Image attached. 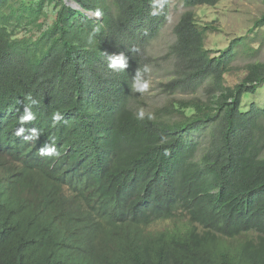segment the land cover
<instances>
[{"label":"trees","instance_id":"16d2710c","mask_svg":"<svg viewBox=\"0 0 264 264\" xmlns=\"http://www.w3.org/2000/svg\"><path fill=\"white\" fill-rule=\"evenodd\" d=\"M25 1L0 0V264H80L81 254L59 253L48 232L55 186L69 182L110 212V235L124 233L120 252L138 264H264V104H243L264 88V62L226 85L242 40L215 56L206 41L216 29L195 12L222 0H183L164 58L171 77L160 88L203 97L170 100L149 112L152 120L135 118L142 95L131 77L158 61L148 48L171 0L158 17L150 0H73L100 19L65 0ZM51 5L56 18L46 26L39 18ZM22 25H33L36 39L18 37ZM94 26L100 33L89 45ZM261 29L264 15L250 31ZM103 52H124L125 72L109 70ZM28 94L36 120L25 128L42 134L25 142L15 129ZM57 110L64 119L53 126ZM48 140L59 158L37 154Z\"/></svg>","mask_w":264,"mask_h":264},{"label":"clouds","instance_id":"9594fccd","mask_svg":"<svg viewBox=\"0 0 264 264\" xmlns=\"http://www.w3.org/2000/svg\"><path fill=\"white\" fill-rule=\"evenodd\" d=\"M168 0H150L149 15L158 17L163 14L165 5ZM75 10V9H74ZM94 13V12H91ZM97 19L102 16L100 10L94 13ZM94 19V18H93ZM100 33V27L94 26L88 33L87 43L89 45L95 42L96 36ZM131 52L137 49H129ZM107 61V67L114 72H125L128 68V56L124 52L109 54L103 52ZM151 69L148 65L142 68L138 67L135 74L131 77V91L143 95L147 93L152 86V81L147 77ZM23 111L18 116V127L15 129L17 137H23L25 142L37 140L42 134L36 127L26 129L25 125L36 120V114L32 111L33 105L37 101L33 99L31 94L24 98ZM138 120H152L151 113H146L143 108L138 109L135 113ZM53 126L60 123L64 118L60 111H54L51 114ZM29 132V135H24ZM166 143V140H161ZM37 154L41 157L59 158L61 153L57 149L54 140H48L43 146L37 150ZM167 151L165 155H167ZM78 185L82 183L69 182L63 186H55V192L58 197L56 205L52 213V222L48 225V232L51 243L55 246L59 253L64 252L71 256L77 257L81 254L80 264L84 260L90 259L93 264H138L134 261L132 255L120 252V248L125 244V235L121 230H116L115 234L110 235L109 220L112 215L102 213L100 203L91 199L87 192L79 195L74 192ZM86 186V185H85ZM126 259V262L124 261ZM85 264H87L85 262Z\"/></svg>","mask_w":264,"mask_h":264},{"label":"rangeland","instance_id":"374dc122","mask_svg":"<svg viewBox=\"0 0 264 264\" xmlns=\"http://www.w3.org/2000/svg\"><path fill=\"white\" fill-rule=\"evenodd\" d=\"M32 0H26L29 3ZM21 2L14 3L13 10L21 13ZM185 11L183 0H171L169 19L161 31L159 37L152 42L148 53L158 61L150 71L152 86L147 93H144L138 104V109L143 108L146 113L152 112L155 108L166 104L173 99H191L203 97L202 92L195 95L185 96L177 94L169 96L163 93L160 88L162 82L167 81L171 75L172 62L164 58L169 48L175 42L174 28L181 15ZM197 19L201 24H210L216 29L208 35L206 47L219 56L229 49L234 40H242V43L235 47L237 57L233 63L234 71L226 76V85L233 87L239 84L246 76V66L249 63L264 62V29L252 32L254 23L264 15V0H222L215 7L199 6L195 9ZM56 18V10L53 6H46L40 14V21L46 26L53 23ZM18 27V37L35 38L36 29L33 25H22ZM143 102L144 104H141ZM264 104V88L256 96H249L244 99V107L252 103Z\"/></svg>","mask_w":264,"mask_h":264},{"label":"water","instance_id":"95a60500","mask_svg":"<svg viewBox=\"0 0 264 264\" xmlns=\"http://www.w3.org/2000/svg\"><path fill=\"white\" fill-rule=\"evenodd\" d=\"M66 4L68 6H70L71 8L75 9V10H79L81 11L82 13L86 14L87 16L91 17V18H94V19H97V17H95L94 13H91V12H88L86 11L83 7H81L78 3H76L75 1L73 0H65ZM100 18V17H99Z\"/></svg>","mask_w":264,"mask_h":264}]
</instances>
